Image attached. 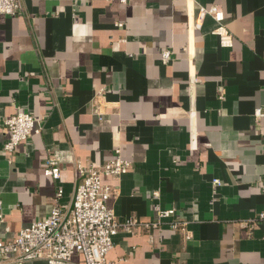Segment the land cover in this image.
<instances>
[{"label":"crops","instance_id":"1","mask_svg":"<svg viewBox=\"0 0 264 264\" xmlns=\"http://www.w3.org/2000/svg\"><path fill=\"white\" fill-rule=\"evenodd\" d=\"M214 2L230 46L210 14L196 25L199 7ZM101 87L108 110L98 118ZM257 107L264 0H22L0 14V237L47 216L59 186L58 203H71L81 180L72 158L102 162L119 148L131 166L101 173L115 189L106 202L137 223L113 235L108 264H264V223L242 224L264 206ZM18 110L40 128L5 150L2 119ZM49 154L60 178L43 171ZM162 208L172 215L152 224Z\"/></svg>","mask_w":264,"mask_h":264},{"label":"built area","instance_id":"2","mask_svg":"<svg viewBox=\"0 0 264 264\" xmlns=\"http://www.w3.org/2000/svg\"><path fill=\"white\" fill-rule=\"evenodd\" d=\"M21 6L22 0H0V14H13ZM206 14H210L216 22L211 32L218 36L220 44L232 45L233 35L223 22L224 13L220 3L201 5L196 25L199 26V20ZM119 24L122 23L118 22ZM160 58L167 62L171 58V50L162 49ZM93 103L98 118H102L108 110L105 87L95 92ZM254 114L264 115V107L255 108ZM2 120L8 130V137L3 143L5 150H12L19 141L27 139L40 128L34 115L26 110H18L4 116ZM72 161L81 180L75 187L71 203L65 206L58 203L57 199L62 193V187L59 186L47 216L23 225L12 237H0V264H25L27 261L40 259L45 264H108L106 254L113 245V235L119 227L129 229L137 223L133 217L118 219L106 202L115 189L101 181V173L120 175L131 166V162L121 155L119 148L115 149L113 157L102 162H83L78 157L72 158ZM43 171L54 178L61 177L55 155L49 154L46 157ZM213 182L220 183L216 177ZM172 212V208L159 209V219L152 224H158L161 217L171 216ZM3 219L0 198V226ZM257 222L264 223V206L254 217L242 220V224L249 229ZM170 225L182 230L186 237L190 236L185 221L171 219ZM76 255H80V258H76Z\"/></svg>","mask_w":264,"mask_h":264},{"label":"rangeland","instance_id":"3","mask_svg":"<svg viewBox=\"0 0 264 264\" xmlns=\"http://www.w3.org/2000/svg\"><path fill=\"white\" fill-rule=\"evenodd\" d=\"M25 264H45V261L41 262L40 260H30V261L25 262Z\"/></svg>","mask_w":264,"mask_h":264}]
</instances>
